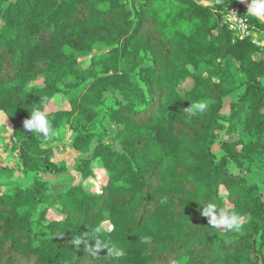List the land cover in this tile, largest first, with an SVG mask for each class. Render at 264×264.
<instances>
[{"label":"trees","instance_id":"1","mask_svg":"<svg viewBox=\"0 0 264 264\" xmlns=\"http://www.w3.org/2000/svg\"><path fill=\"white\" fill-rule=\"evenodd\" d=\"M233 6L264 35L237 0H0V264H264V46Z\"/></svg>","mask_w":264,"mask_h":264},{"label":"rangeland","instance_id":"2","mask_svg":"<svg viewBox=\"0 0 264 264\" xmlns=\"http://www.w3.org/2000/svg\"><path fill=\"white\" fill-rule=\"evenodd\" d=\"M201 1L204 2L207 0H201ZM74 94L75 93H73V95ZM60 99H62V97L56 99L55 107L60 104ZM109 130H110V133L112 134L114 132V126L111 125ZM10 132H11L10 124L7 121V118L4 117L2 119L0 117V161H5V162L16 161L14 149L12 148V145L8 140L10 136ZM72 137H73V132L69 128L68 124H63L60 128L57 138L55 139L53 143L54 149L52 152L51 159L54 162L65 163L67 167H72L75 160L81 157V153L75 152L70 147V142L72 140ZM91 153L92 151L86 154V156H90ZM95 170H96L99 181H103L105 172L100 167H96ZM5 181L6 180H3L2 183H4Z\"/></svg>","mask_w":264,"mask_h":264},{"label":"clouds","instance_id":"3","mask_svg":"<svg viewBox=\"0 0 264 264\" xmlns=\"http://www.w3.org/2000/svg\"><path fill=\"white\" fill-rule=\"evenodd\" d=\"M250 15H256L257 17H264V0H250V5L247 10ZM202 107V106H201ZM24 129L27 131H35L48 136L50 133V125L43 112L36 110L31 113L30 118L24 121ZM215 205L210 207L206 214L211 217L210 223L212 226H223L231 230H238L240 227L239 216L236 213H229L226 210H220L221 217L219 220L213 213Z\"/></svg>","mask_w":264,"mask_h":264},{"label":"built area","instance_id":"4","mask_svg":"<svg viewBox=\"0 0 264 264\" xmlns=\"http://www.w3.org/2000/svg\"><path fill=\"white\" fill-rule=\"evenodd\" d=\"M222 22L233 33L235 38H250L255 44L262 45L261 41L256 37V32L253 30L248 16L241 12L239 6L229 7L223 15Z\"/></svg>","mask_w":264,"mask_h":264},{"label":"water","instance_id":"5","mask_svg":"<svg viewBox=\"0 0 264 264\" xmlns=\"http://www.w3.org/2000/svg\"><path fill=\"white\" fill-rule=\"evenodd\" d=\"M243 7H245L247 10L249 8L250 5V1L249 0H237ZM256 16V15H254ZM257 17V16H256ZM258 19H260L262 22H264V17H257Z\"/></svg>","mask_w":264,"mask_h":264},{"label":"crops","instance_id":"6","mask_svg":"<svg viewBox=\"0 0 264 264\" xmlns=\"http://www.w3.org/2000/svg\"><path fill=\"white\" fill-rule=\"evenodd\" d=\"M256 37L258 40L261 41V46H264V35L263 34H259L258 32H256Z\"/></svg>","mask_w":264,"mask_h":264}]
</instances>
